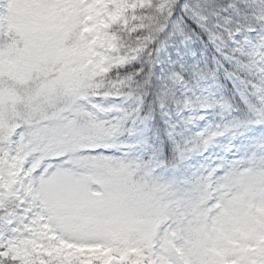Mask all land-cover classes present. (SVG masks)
I'll use <instances>...</instances> for the list:
<instances>
[{"label":"snow or ice","instance_id":"1","mask_svg":"<svg viewBox=\"0 0 264 264\" xmlns=\"http://www.w3.org/2000/svg\"><path fill=\"white\" fill-rule=\"evenodd\" d=\"M212 4L0 0V264H264V141L185 174L186 154L227 126L166 162L121 138L130 110L98 102L132 96L131 77L112 71L187 29L212 45L198 75L231 86L237 126L264 125V31L237 38Z\"/></svg>","mask_w":264,"mask_h":264},{"label":"rangeland","instance_id":"2","mask_svg":"<svg viewBox=\"0 0 264 264\" xmlns=\"http://www.w3.org/2000/svg\"><path fill=\"white\" fill-rule=\"evenodd\" d=\"M146 12L149 15H153L152 9H147ZM215 21L218 20L216 19ZM139 22L144 23L146 26H151L152 24V21L149 19H144ZM219 22L224 23L223 21ZM148 31L149 27H145L135 33L127 34L125 36V43H134L137 36L143 37ZM243 31L244 29L241 27V32L237 33V38H252L256 35L253 32ZM188 36H192V33L184 29L183 34L174 33L169 37L168 41L159 50H157V46L155 47L154 67L152 68L153 77H151V80L153 83H161L156 88L158 92H156L155 96L160 101L159 110L161 111L162 117L170 122H174L177 119L179 122H182L183 125L181 124V126L188 128L189 132H194L195 134L201 132L207 135L212 131L223 129L219 126H214L210 122L212 107L215 103L214 99L218 90L216 85L213 84L214 78L211 77L202 83L204 84L203 86L200 85L202 89L204 86L206 88L207 85L208 90L204 89L202 91L200 88L201 90L198 92H191V87L188 81H186L187 78L185 76L191 74V76L197 77L199 82L200 77H198L197 71L202 69H198V66L203 64V59L206 56L203 54L204 51H200L198 53L199 55H197L195 48L190 47L193 41ZM145 50L146 48L140 50L135 59H129L122 65L117 66V68L125 67L137 61L140 54L144 53ZM198 56L201 62H198ZM140 71L141 69L127 76L131 77L128 81L130 89L126 87L124 90H131L133 92L132 96L98 98V102L105 106L118 104L125 110L131 111V115L124 121L125 131L121 138L126 139L133 146L136 154L145 156L148 149L147 136L150 133L155 110L152 105L148 108L146 102L147 94L150 92L143 90V87H136V76ZM177 72L180 73V79H173L172 74ZM194 102L199 104V107H195ZM253 129H255L254 132L241 133L234 132L231 128H228V131L224 135L213 137L212 142L207 146L193 153L186 154L185 159L180 164L179 172L198 174L199 172L207 170L204 166L210 167L212 164L219 163L218 157L232 159L234 154H238V149L248 147L251 150V148L264 141V125L254 127ZM178 146L182 147L180 144ZM175 149V154L177 155V146ZM171 154H174V149L171 151ZM175 157L172 156L173 159H168L167 162L174 161ZM172 171V169H168L165 174L167 175Z\"/></svg>","mask_w":264,"mask_h":264},{"label":"trees","instance_id":"3","mask_svg":"<svg viewBox=\"0 0 264 264\" xmlns=\"http://www.w3.org/2000/svg\"><path fill=\"white\" fill-rule=\"evenodd\" d=\"M212 7L219 15L212 17V19H217L218 21L225 22L227 20L228 27H242L244 29L243 32H250L249 29L252 27L258 28L260 31H264V25L259 24L255 17L264 12V0H213ZM190 40L193 41L190 47L195 48V52L197 55L200 51H204L203 54L206 56L203 60V64L198 66V69H204L205 66L207 68L212 67V59L211 55L213 52V48L211 44L205 45L202 43V40L206 41V37L203 34H200L198 38L196 35L188 36ZM195 43V44H194ZM155 45L151 44L148 48L144 51V53L140 54L139 59L133 62L130 65H127L122 68H115L112 71V76L116 77L117 74L122 77H127L131 73H135L139 69H141L140 73L136 76L137 77V84L136 87L141 88L143 90L149 91L150 93L147 94V105L150 108L152 105L153 109L155 110V116L153 119V130L150 133L148 140H149V152L148 154L155 153L156 156L160 159H163L167 162L168 159H173L172 156H176V149L175 147L179 144L183 146L184 141L186 139H190L195 135L194 132H189L187 127L181 126L182 122H179L175 119L174 122H170L166 118L162 117L161 111L159 110V103L160 101L155 96L158 90L156 89L161 85V83H153L151 77H153L152 68L154 67V51ZM198 62H201L198 56ZM198 72V71H197ZM198 82V78L188 75L185 76L187 78L191 92H198L202 89V84L206 81L207 78H211L212 76L207 75L205 73L204 77L201 78ZM149 78V81H148ZM197 78V80H196ZM214 78L213 84L217 85L221 90L220 94V103L219 104H227L232 106L235 109H239L242 107L239 105L238 98H234L232 92L229 90L230 85L228 87H222L221 85L224 83L222 77H212ZM202 85V86H200ZM149 87V88H148ZM206 87H208L206 85ZM148 88V89H147ZM201 88V89H200ZM205 88V86H204ZM203 88V89H204ZM202 89V90H203ZM157 90V91H156ZM217 105V104H216ZM195 107H199V104L194 102ZM215 106V105H214ZM147 108V107H146ZM216 112H219V108L215 106ZM226 109V108H225ZM238 110V111H239ZM240 116H243L242 111H239ZM241 116V117H242ZM260 117L259 113L255 114V118ZM178 125V126H177ZM183 125V124H182ZM235 127L238 126V121L234 123ZM177 126V127H175ZM243 129V127H238ZM172 134V135H171ZM174 149V154H171V151Z\"/></svg>","mask_w":264,"mask_h":264}]
</instances>
